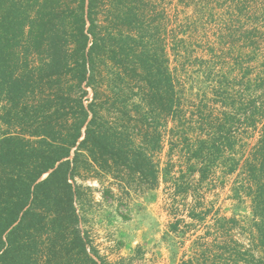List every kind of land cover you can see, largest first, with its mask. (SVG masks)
Here are the masks:
<instances>
[{
  "label": "trees",
  "instance_id": "16d2710c",
  "mask_svg": "<svg viewBox=\"0 0 264 264\" xmlns=\"http://www.w3.org/2000/svg\"><path fill=\"white\" fill-rule=\"evenodd\" d=\"M163 1L0 0V264L108 263L83 229L84 182L104 175L121 193L154 190L171 168L157 160L168 121L186 155L177 195L194 173L201 183L217 165L238 170L234 114L186 134ZM252 107L264 119L263 103ZM242 171L257 218L250 244L225 226L234 217H219L218 236L194 242L180 264H264V120ZM198 204L188 227L211 212ZM181 222L168 232L180 233Z\"/></svg>",
  "mask_w": 264,
  "mask_h": 264
},
{
  "label": "rangeland",
  "instance_id": "374dc122",
  "mask_svg": "<svg viewBox=\"0 0 264 264\" xmlns=\"http://www.w3.org/2000/svg\"><path fill=\"white\" fill-rule=\"evenodd\" d=\"M160 8L166 12L165 42L189 127L186 134L193 139L199 124L211 131L209 123L223 122L224 113L234 114L235 156L240 164L232 174L217 165L201 183L199 173H194L183 183L186 192L177 195L175 183L181 169H186V155L182 141L175 136L178 130L174 136L169 132L175 123L168 121L157 160L161 168L167 162L171 168L154 190L121 193L104 175L101 181H85L91 190L83 211V229L107 259L106 264H180L193 244L218 236L215 220L219 217L236 219L225 226L244 245L250 244L255 232L257 218L244 189L248 183L242 169L264 120L252 114L257 108L252 107L254 102L264 105V0H164ZM103 78L102 89L106 90L107 77ZM89 91L91 98L93 92ZM223 99L235 101L236 107L221 105ZM252 119L256 127L250 124ZM195 201L200 203L198 209L211 212L203 222L188 227L185 223L192 219L187 211ZM176 219L185 221L180 223V233L168 232L169 223Z\"/></svg>",
  "mask_w": 264,
  "mask_h": 264
}]
</instances>
